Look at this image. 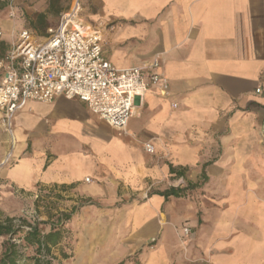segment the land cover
I'll list each match as a JSON object with an SVG mask.
<instances>
[{
	"label": "crops",
	"instance_id": "1",
	"mask_svg": "<svg viewBox=\"0 0 264 264\" xmlns=\"http://www.w3.org/2000/svg\"><path fill=\"white\" fill-rule=\"evenodd\" d=\"M62 1L72 0H16L26 23H5L13 33L2 35L0 58L22 31L42 34L35 21L46 27ZM81 1L101 15L105 59L126 69L157 57L169 95L149 91L126 135L63 97L28 103L12 136L0 121V213L10 218L15 195L35 190L115 213L127 210L120 197L136 196L142 202L117 221L143 240L168 222L189 227L186 264H264V0ZM203 173L205 186L184 199L160 196ZM150 254L146 264H171L166 253Z\"/></svg>",
	"mask_w": 264,
	"mask_h": 264
},
{
	"label": "built area",
	"instance_id": "2",
	"mask_svg": "<svg viewBox=\"0 0 264 264\" xmlns=\"http://www.w3.org/2000/svg\"><path fill=\"white\" fill-rule=\"evenodd\" d=\"M5 1L12 10L16 0ZM78 12L75 0L47 29L42 41L22 31L0 58V121L10 136L16 113L28 103L48 104L59 97L79 100L118 135H126L129 120L137 115L136 108L149 91L169 95L157 57L139 66L115 68L103 55L100 34L87 30ZM142 147L146 153H154L149 142ZM182 233L187 236L189 230Z\"/></svg>",
	"mask_w": 264,
	"mask_h": 264
},
{
	"label": "rangeland",
	"instance_id": "3",
	"mask_svg": "<svg viewBox=\"0 0 264 264\" xmlns=\"http://www.w3.org/2000/svg\"><path fill=\"white\" fill-rule=\"evenodd\" d=\"M74 1L72 0L66 5L62 1L60 4L55 5L56 11L60 8L64 11L60 14L54 11L49 21L46 22V27H43V22L36 20L37 32L42 34L38 33L33 38L37 42L41 41V38L45 37V28L48 26L53 27L62 14L72 6ZM78 3L80 22L87 30L98 32L103 42V26L99 20L101 15H97L99 13L98 8L89 4L84 5L81 0H78ZM15 7L16 5L14 4L11 10L7 7L5 0H0V41L2 40V35L13 33L12 28L5 26V23L8 24L9 21H19L20 19L26 23L25 15L18 17ZM84 7L86 8L85 11L83 10ZM11 11L14 13L13 16H10ZM95 15L98 18L95 19ZM6 46L7 44L0 46V54L6 50ZM260 137L261 133L259 132ZM178 183L172 182V185L179 186ZM15 198L9 205L11 210L16 208V210L10 211V218L25 219L29 222L53 223L60 213L70 212L74 206H78L81 203L80 201L74 204L78 198L71 196L69 193H56L51 190H35L24 196L15 195ZM144 198L146 201L148 197ZM141 200L142 198L136 196L120 197L117 205H124L125 209L131 211V207L136 205V202H142ZM90 209L89 207L80 209L72 220L64 225L67 231L66 237L62 245L58 249L53 250L54 264H118L122 261H124V264H146V258L150 253L153 254L152 256L155 254L157 257H163V254L166 253L171 257V260H169L171 264L188 263L186 248H189L187 245L192 236V231L184 224L180 226L174 222L162 224L158 227L159 234L154 235L153 240L148 237L149 234L143 240V235H139V232L137 233L136 230L126 226L125 222V225L121 226L119 220L117 221V215L119 216L120 214H123L125 221L129 214L127 210L122 213H115L113 209L111 211H103V207L99 211ZM163 214V211H161L158 216L160 220H163ZM172 217H174L173 213ZM5 218L8 217L0 213V220ZM185 228L189 230L187 236L182 233ZM42 229L47 232L49 225H43ZM6 240L7 237H0V255L2 245ZM17 243H20V241H17ZM32 250L29 248L24 250V252L32 255ZM61 252L66 254L68 259L63 260Z\"/></svg>",
	"mask_w": 264,
	"mask_h": 264
},
{
	"label": "trees",
	"instance_id": "4",
	"mask_svg": "<svg viewBox=\"0 0 264 264\" xmlns=\"http://www.w3.org/2000/svg\"><path fill=\"white\" fill-rule=\"evenodd\" d=\"M3 45V43H0ZM170 168V172H172ZM207 182V178L202 174V180L195 185H188L186 188H170L160 194L165 200L170 197L183 198L187 191L201 188ZM99 205L95 202L85 200L78 206H74L70 212L60 213L53 223L29 222L25 219L5 218L0 220V237H7L2 245L0 264H54V249H58L66 237L65 224L69 223L74 215L84 207ZM49 225V230L45 232L43 225ZM20 241V243H17ZM33 249V254H26L24 250ZM63 260L68 256L61 252ZM124 264V261L118 263Z\"/></svg>",
	"mask_w": 264,
	"mask_h": 264
}]
</instances>
